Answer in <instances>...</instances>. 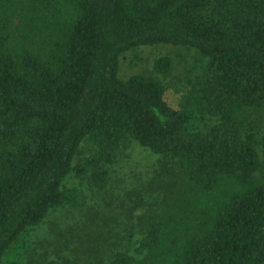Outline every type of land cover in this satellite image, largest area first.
Listing matches in <instances>:
<instances>
[{
    "label": "trees",
    "instance_id": "1",
    "mask_svg": "<svg viewBox=\"0 0 264 264\" xmlns=\"http://www.w3.org/2000/svg\"><path fill=\"white\" fill-rule=\"evenodd\" d=\"M158 45L207 60L181 109L161 80L171 58L119 75L122 55ZM129 140L172 163L166 197L135 247L99 238L89 264H264V0H0V263L76 205L70 174L105 190Z\"/></svg>",
    "mask_w": 264,
    "mask_h": 264
},
{
    "label": "rangeland",
    "instance_id": "2",
    "mask_svg": "<svg viewBox=\"0 0 264 264\" xmlns=\"http://www.w3.org/2000/svg\"><path fill=\"white\" fill-rule=\"evenodd\" d=\"M164 57L173 62L171 75L161 77L166 86L165 99L173 108L181 109L190 82L203 73L207 64L197 51L172 45L142 46L122 55L119 75L127 80L150 74L156 61ZM94 149L93 144L84 142L74 164L89 157ZM164 163L172 167L162 156L129 140L120 152L119 163L110 168V185L105 190H90L74 173L70 174L63 185L71 192L76 191V205L52 210L41 225L20 238L0 264H46L64 260L70 264H89L91 259L84 253L89 250L88 243L114 235L111 242L117 244L124 240L126 248L135 247L136 242L129 239L141 237L137 227L139 217L157 209L166 197V186L159 185L172 177L163 175ZM101 243H96V248ZM103 260L111 262L108 256Z\"/></svg>",
    "mask_w": 264,
    "mask_h": 264
}]
</instances>
